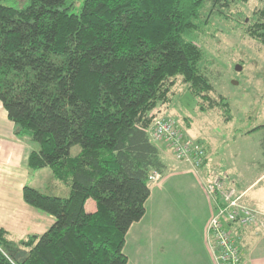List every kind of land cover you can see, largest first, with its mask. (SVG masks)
Listing matches in <instances>:
<instances>
[{
	"label": "trees",
	"instance_id": "obj_1",
	"mask_svg": "<svg viewBox=\"0 0 264 264\" xmlns=\"http://www.w3.org/2000/svg\"><path fill=\"white\" fill-rule=\"evenodd\" d=\"M4 1L0 101L17 135L35 145L29 168H51L69 193L24 187L25 201L55 222L15 245L0 228V264H128L126 238L146 213L149 178L168 171L151 136L156 110L179 78L201 110L228 106L211 95L191 36L208 6L210 14L250 0ZM254 13L249 34L264 43V8Z\"/></svg>",
	"mask_w": 264,
	"mask_h": 264
},
{
	"label": "crops",
	"instance_id": "obj_2",
	"mask_svg": "<svg viewBox=\"0 0 264 264\" xmlns=\"http://www.w3.org/2000/svg\"><path fill=\"white\" fill-rule=\"evenodd\" d=\"M185 135L205 147V162L197 170L178 160L165 142L152 138L168 171L161 181L149 185L146 213L128 231L124 248L128 264H217L208 224L218 206L206 190V184L215 175L235 181L242 202L261 213V225L238 227L235 237L246 264H264V160L249 161L245 167H239L230 154L221 157L216 135ZM33 149L32 142L17 135L16 126L0 101V228L7 230L13 245L31 235L45 233L55 222L54 216L24 199L27 185L42 192L60 189L58 182L53 183V171H48V167L35 171L29 168ZM26 252L22 246L17 251L20 257Z\"/></svg>",
	"mask_w": 264,
	"mask_h": 264
},
{
	"label": "rangeland",
	"instance_id": "obj_3",
	"mask_svg": "<svg viewBox=\"0 0 264 264\" xmlns=\"http://www.w3.org/2000/svg\"><path fill=\"white\" fill-rule=\"evenodd\" d=\"M4 2L17 6L26 0ZM76 6L79 3L76 2ZM261 8H264L263 0L238 3L228 11L224 9L210 14L208 6L203 13L207 22L205 27L191 36L203 50L200 68L213 85L211 95L219 102H227L228 106L201 110V100L179 78L173 88L171 102L156 110L159 116L175 118L183 133L190 137L194 132L219 137L221 157H225V153L230 154L233 163L239 167H245L249 161L264 160V43L250 35L248 30L253 23L254 12ZM74 11L79 10L76 8ZM80 150L76 145L71 153L76 155ZM59 186L60 189L54 188L53 193L68 196V186L64 183H59ZM94 207L93 199H89L87 210Z\"/></svg>",
	"mask_w": 264,
	"mask_h": 264
},
{
	"label": "built area",
	"instance_id": "obj_4",
	"mask_svg": "<svg viewBox=\"0 0 264 264\" xmlns=\"http://www.w3.org/2000/svg\"><path fill=\"white\" fill-rule=\"evenodd\" d=\"M154 140L163 141L174 152L175 157L190 163L199 170L205 162L207 153L203 145L187 137L176 119L168 116L158 117L151 128ZM163 174L154 172L149 185L161 181ZM208 194L217 203V210L209 220L208 231L213 238V250L217 264H246L235 229L243 226L261 225V213L242 202V195L229 177L215 175L206 184Z\"/></svg>",
	"mask_w": 264,
	"mask_h": 264
},
{
	"label": "water",
	"instance_id": "obj_5",
	"mask_svg": "<svg viewBox=\"0 0 264 264\" xmlns=\"http://www.w3.org/2000/svg\"><path fill=\"white\" fill-rule=\"evenodd\" d=\"M238 69H241V67H240V66H238Z\"/></svg>",
	"mask_w": 264,
	"mask_h": 264
}]
</instances>
